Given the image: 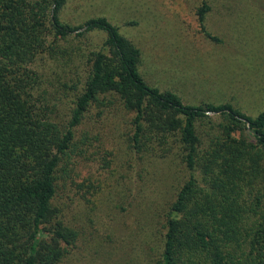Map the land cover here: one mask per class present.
<instances>
[{"label":"trees","instance_id":"1","mask_svg":"<svg viewBox=\"0 0 264 264\" xmlns=\"http://www.w3.org/2000/svg\"><path fill=\"white\" fill-rule=\"evenodd\" d=\"M65 3L0 0V264H75L87 249L88 235L65 204L93 181L81 175L100 169L89 162V135H80L92 109L128 121L132 162L144 167L175 153L186 172L162 227L142 238L159 251L148 264H264V111L191 105L151 86L131 40L106 17L64 22ZM211 10L203 1L198 24L222 45L206 26ZM96 32L104 43L86 56ZM59 55L70 70L63 79L87 64L84 81L45 76L42 66Z\"/></svg>","mask_w":264,"mask_h":264},{"label":"rangeland","instance_id":"2","mask_svg":"<svg viewBox=\"0 0 264 264\" xmlns=\"http://www.w3.org/2000/svg\"><path fill=\"white\" fill-rule=\"evenodd\" d=\"M203 1L212 8L206 26L222 45L201 32L197 10ZM97 17H106L141 50L140 70L151 86L176 92L191 105L229 102L253 117L264 111V0H66L60 12L74 26ZM89 36L86 56L105 40L100 32ZM58 58L42 66L51 82L84 81L87 64L63 79L70 70ZM67 93L70 104L75 92ZM128 125L114 112L99 116L92 109L80 127L95 154L89 162L100 169L87 176L79 172L93 181L64 203L89 238L75 264H148L159 252L143 246L142 238L162 227L186 172L175 153L144 167L132 162ZM210 126L201 124L202 130Z\"/></svg>","mask_w":264,"mask_h":264}]
</instances>
